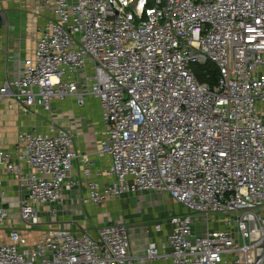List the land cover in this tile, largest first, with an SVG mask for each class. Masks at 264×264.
Masks as SVG:
<instances>
[{
  "label": "built area",
  "instance_id": "obj_1",
  "mask_svg": "<svg viewBox=\"0 0 264 264\" xmlns=\"http://www.w3.org/2000/svg\"><path fill=\"white\" fill-rule=\"evenodd\" d=\"M42 3L54 17L22 75L0 86V103L13 99L28 113L96 97L104 123L97 153L111 158L110 180L102 188L91 179L92 161L66 127L19 132L16 152L0 148V170L21 184L25 230L43 229L33 247L16 226L5 237L10 213L0 199V264H136L126 221L94 236L40 216L43 205L56 214L53 204L76 184L75 160L91 179L86 203L157 192L183 205L153 225L171 229L143 259L264 264V0ZM208 64L214 81L195 71Z\"/></svg>",
  "mask_w": 264,
  "mask_h": 264
},
{
  "label": "crops",
  "instance_id": "obj_2",
  "mask_svg": "<svg viewBox=\"0 0 264 264\" xmlns=\"http://www.w3.org/2000/svg\"><path fill=\"white\" fill-rule=\"evenodd\" d=\"M53 17L52 10L45 7L42 0H0V86L5 80L16 79L22 75L25 60L33 56L36 41L44 26ZM103 124L100 102L94 96H88L84 105H79L74 98L55 100L50 110L35 107L28 113L23 112L13 99H7L0 103V148L16 152L18 134L23 130L40 132L48 131L51 125L64 126L73 134V148L91 159V179L103 188L110 180L105 175L111 164L110 156H100L97 153ZM23 168L25 173L29 171L26 164H23ZM83 168L82 161H74L73 179L76 184L70 190H65L61 202L53 204L57 207V213L50 212V218L44 222L67 226L76 232L87 230L96 236L101 226L110 222L126 221L136 264H159L157 260L143 257L149 242L165 240L171 227L167 225L163 231L156 232L153 225L157 222L146 221L144 218L134 220L137 209L130 202H126V195L101 204L84 202L91 179L84 175ZM2 191L5 193L2 194ZM22 193L16 174L5 169L0 170V199L5 207L8 209V206H17L15 210L19 213ZM47 206L48 211H51L52 205ZM8 211L10 220L5 225L4 236L7 237L11 226H16L21 228L22 233L28 237L30 247H33L43 227L25 230L24 224H17L11 217V210ZM199 230L202 232L203 228L199 226Z\"/></svg>",
  "mask_w": 264,
  "mask_h": 264
},
{
  "label": "rangeland",
  "instance_id": "obj_3",
  "mask_svg": "<svg viewBox=\"0 0 264 264\" xmlns=\"http://www.w3.org/2000/svg\"><path fill=\"white\" fill-rule=\"evenodd\" d=\"M152 193H131L125 196L126 202H130L137 209L136 217H134L136 219L134 220L138 221V219L144 218L146 221L153 220L154 222L166 223L168 216L172 212H183V205L176 202L170 195H163L157 192ZM48 207L47 205H43L38 208L43 221L49 219L51 216V211H48ZM16 208L17 206H8V209L11 210L12 219H15L14 221L17 224H21L23 223V219L18 211L15 210ZM14 211L15 213H13ZM211 227L214 228V225H211ZM203 228L205 229V226Z\"/></svg>",
  "mask_w": 264,
  "mask_h": 264
},
{
  "label": "trees",
  "instance_id": "obj_4",
  "mask_svg": "<svg viewBox=\"0 0 264 264\" xmlns=\"http://www.w3.org/2000/svg\"><path fill=\"white\" fill-rule=\"evenodd\" d=\"M0 25H1V18H0ZM195 71L201 80L214 81L217 75V71L212 64H208L204 66H196Z\"/></svg>",
  "mask_w": 264,
  "mask_h": 264
}]
</instances>
